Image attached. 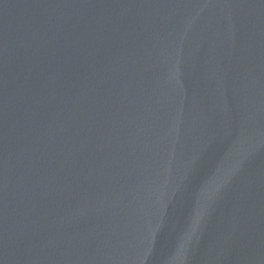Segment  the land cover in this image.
Instances as JSON below:
<instances>
[{
    "label": "water",
    "instance_id": "1",
    "mask_svg": "<svg viewBox=\"0 0 264 264\" xmlns=\"http://www.w3.org/2000/svg\"><path fill=\"white\" fill-rule=\"evenodd\" d=\"M0 264H264V0H0Z\"/></svg>",
    "mask_w": 264,
    "mask_h": 264
}]
</instances>
